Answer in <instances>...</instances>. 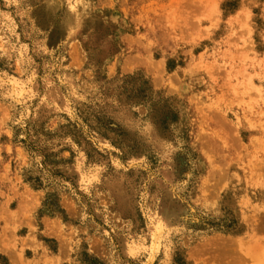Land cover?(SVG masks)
<instances>
[{
	"label": "rangeland",
	"instance_id": "374dc122",
	"mask_svg": "<svg viewBox=\"0 0 264 264\" xmlns=\"http://www.w3.org/2000/svg\"><path fill=\"white\" fill-rule=\"evenodd\" d=\"M261 239L264 0H0V264H264Z\"/></svg>",
	"mask_w": 264,
	"mask_h": 264
},
{
	"label": "bare ground",
	"instance_id": "6f19581e",
	"mask_svg": "<svg viewBox=\"0 0 264 264\" xmlns=\"http://www.w3.org/2000/svg\"><path fill=\"white\" fill-rule=\"evenodd\" d=\"M262 240V239H261ZM261 242H263V240L261 241ZM260 243V242H259ZM264 243V242H263ZM260 245H261V243H260ZM260 255L264 258V245H261L260 246Z\"/></svg>",
	"mask_w": 264,
	"mask_h": 264
}]
</instances>
